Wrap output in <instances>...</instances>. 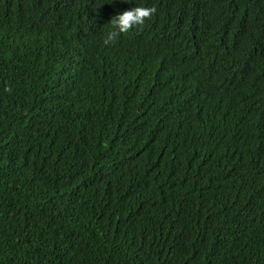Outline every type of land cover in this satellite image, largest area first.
Returning <instances> with one entry per match:
<instances>
[{
  "label": "trees",
  "instance_id": "16d2710c",
  "mask_svg": "<svg viewBox=\"0 0 264 264\" xmlns=\"http://www.w3.org/2000/svg\"><path fill=\"white\" fill-rule=\"evenodd\" d=\"M0 264H264V0H0Z\"/></svg>",
  "mask_w": 264,
  "mask_h": 264
},
{
  "label": "clouds",
  "instance_id": "9594fccd",
  "mask_svg": "<svg viewBox=\"0 0 264 264\" xmlns=\"http://www.w3.org/2000/svg\"><path fill=\"white\" fill-rule=\"evenodd\" d=\"M154 9L146 6H135L117 13L110 20L113 30L106 34L105 43H109L118 32H127L134 25L143 24L144 19L153 13Z\"/></svg>",
  "mask_w": 264,
  "mask_h": 264
}]
</instances>
